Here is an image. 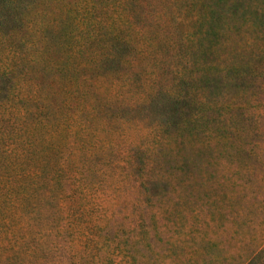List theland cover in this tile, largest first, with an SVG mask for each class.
<instances>
[{
	"label": "rangeland",
	"instance_id": "rangeland-1",
	"mask_svg": "<svg viewBox=\"0 0 264 264\" xmlns=\"http://www.w3.org/2000/svg\"><path fill=\"white\" fill-rule=\"evenodd\" d=\"M213 1H43L54 38L71 31L86 40L105 11L112 12L105 28L121 29L115 41L100 31L95 37L96 57L112 50L108 68L93 74L100 78L93 85L99 102L109 106L92 120L99 157L88 177L97 193L80 194V208L65 217L63 131L64 161L50 180L59 189L49 195L47 184L36 187L29 215L22 210L21 224L12 227L26 240L18 251L20 240L8 236L7 223L0 226V264H102L103 258V264H264V166L244 161L236 148L243 143L244 154L256 159L264 152V0L227 1L200 20L198 8ZM37 116L44 119V111ZM132 151V173L123 175L153 183L149 189L142 183L139 194L126 179L109 188L120 178L106 175L130 162ZM145 151L153 161L148 175ZM88 156L70 157L89 166ZM28 164L22 162V172L34 167ZM166 167L165 177L175 170L197 179L158 185L153 180ZM65 222L76 228L78 241L73 231L65 233ZM113 227V233L102 230ZM175 242L183 246L174 248Z\"/></svg>",
	"mask_w": 264,
	"mask_h": 264
},
{
	"label": "trees",
	"instance_id": "trees-1",
	"mask_svg": "<svg viewBox=\"0 0 264 264\" xmlns=\"http://www.w3.org/2000/svg\"><path fill=\"white\" fill-rule=\"evenodd\" d=\"M43 1L0 0V226L7 223L8 236L14 239V242H17V239L20 240L16 245V251L26 240L23 241V237L13 231L12 227L21 224L22 210L29 215V199L36 195V187L47 184L50 186L49 195H55L56 190L59 189L60 182L55 179L56 183L54 181L50 183V180L55 176L57 168H62V161H64L61 157L64 148L63 131H65V197L69 202L65 206V217L71 219L72 213L80 208L77 202L80 194L97 193L93 190L94 184L88 177L89 172H96L95 164L99 157L92 120L99 115L102 107L107 106L106 110H109V106L99 102L93 85L100 78L96 80L93 74L104 67L103 70L108 68L112 50L109 47L110 51H107L106 57H96L95 37L99 31L104 38L111 36V41L122 36L118 24L114 23L109 30L105 28L109 12L112 13L105 11L104 20L100 18L97 29L95 32L90 31V36L86 40L80 41L74 38L75 32L71 34V31L62 32L59 38H54L50 34L46 20L47 11L40 8ZM227 1L232 3L238 0H217L205 3L198 8L199 19H207L210 14H217ZM199 19L198 22H200ZM64 22L61 20L55 26ZM28 32L39 37L35 40L24 38L21 40L20 34ZM68 38H71L72 42L67 40ZM121 59L122 57L118 60ZM64 93L65 99L61 98ZM40 110L44 111V119H39L37 116V111ZM60 111L65 112V120H63L64 113H59ZM56 139L60 142H55ZM243 147V143L237 144V153L244 161L251 160L253 162H248L249 164H258L255 168L262 169L264 152L258 153L256 159L253 156H246L244 151L248 147ZM76 151L88 153L89 156L83 160H90L92 163L89 162L90 165L85 166L80 160L73 161L70 156ZM132 155L130 162L124 160L127 167L111 166L108 169L106 175L111 174L120 178V182H112L109 188L119 189L122 180L126 179L123 172L132 173L130 166L135 162L133 151ZM23 161L27 167L30 166L28 163L33 162L34 167L22 172L20 168ZM143 163L147 167L144 172L148 175L147 172L153 163L152 155L146 153V160ZM213 164V162L205 163V165ZM168 169V167L165 168L163 175L157 174L155 176L157 178L153 181H156L158 185L161 183L167 185L172 182L176 185L177 180L197 179L190 174L183 177L177 176L175 170L170 177H165ZM81 178L84 180L79 182ZM39 179L42 181L40 182ZM102 179L101 185L108 187ZM126 180L128 188L136 193L137 191L141 193L142 183H145L148 189L153 185L150 178L143 180L142 183L136 182L133 178ZM145 193L146 189L142 192V196H145ZM250 206L254 208L248 207V209L251 208L253 211L258 208L253 202ZM85 209L88 210L89 207ZM131 209L134 208L131 207ZM142 211L145 210L142 209ZM68 230L74 232L72 239L78 241L76 228L65 222V233ZM102 230L113 233L116 228ZM207 239L211 240L207 236L202 243L209 244ZM87 241L88 239L85 245ZM97 242L100 243L101 239ZM182 243L175 242L174 248L183 246ZM127 257L130 258V254ZM104 260L106 259L103 258L102 264ZM10 262L11 259H6L4 264ZM125 264H128V261Z\"/></svg>",
	"mask_w": 264,
	"mask_h": 264
}]
</instances>
